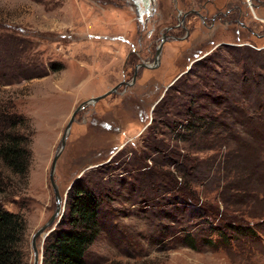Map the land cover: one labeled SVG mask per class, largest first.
<instances>
[{"label": "rangeland", "instance_id": "rangeland-1", "mask_svg": "<svg viewBox=\"0 0 264 264\" xmlns=\"http://www.w3.org/2000/svg\"><path fill=\"white\" fill-rule=\"evenodd\" d=\"M139 1L0 0V113L24 119L17 128L29 151L25 174L0 158V199L18 196L0 205L24 219L21 264H33V235L55 211L50 170L75 110L153 66L166 35L159 65L140 68L134 87L151 92L150 106L123 107L122 89L85 106L58 160L66 201L78 177L102 201L86 262L264 264V0L207 5L210 18L227 4L249 11L237 33L183 19L209 0ZM139 41L143 51L131 55ZM168 170L191 174L198 196L242 233L227 238L215 228L221 217L175 207Z\"/></svg>", "mask_w": 264, "mask_h": 264}, {"label": "trees", "instance_id": "trees-1", "mask_svg": "<svg viewBox=\"0 0 264 264\" xmlns=\"http://www.w3.org/2000/svg\"><path fill=\"white\" fill-rule=\"evenodd\" d=\"M252 58L248 55V59ZM208 61L201 64L204 73L209 68ZM256 78L257 75L254 73L252 79L256 81ZM1 111L2 109H0ZM23 121L24 119L16 114L3 116L0 113V158L8 170L18 174H25V169L29 164L27 160L29 151L27 146L22 144L24 138L18 134L19 128H17L18 124ZM189 123L186 128L188 131H192L196 127V123ZM172 173L168 170L164 172V176L170 180L169 184H166V188L175 201L173 202L175 207H181L182 211H192V208H195L203 213L206 212L215 219L221 217L222 222L225 221L226 225L215 226V228L224 231L227 238L234 239L232 235L228 236L232 228H235L237 233H242V226L235 227L233 222L227 220L228 216L221 214L219 208L212 207L211 204H208L209 201L198 196L194 189L196 184L192 178H189L191 174L185 173L186 175H183L182 178L180 175L175 177ZM4 180L5 175L0 174V193L5 192L7 188V186L1 185ZM17 198L18 196L13 195L0 199V202H16ZM67 205V218L64 215L57 229L46 239L43 264H87L86 255L90 246L101 234L98 216L102 208V201L94 193L81 186L79 180L73 183L68 192ZM23 221L21 215L9 212L0 205V264H21L24 251L19 250L18 245L25 231Z\"/></svg>", "mask_w": 264, "mask_h": 264}, {"label": "flooded vegetation", "instance_id": "flooded-vegetation-1", "mask_svg": "<svg viewBox=\"0 0 264 264\" xmlns=\"http://www.w3.org/2000/svg\"><path fill=\"white\" fill-rule=\"evenodd\" d=\"M140 1L143 2V0H140ZM216 1L217 0H209L208 3H206V5H204V7L200 8V10L190 9L183 15V17L188 18L189 16H196V17L200 18L203 21L204 26H206L210 31L214 30V29L218 30L220 26L226 28L229 31L231 30V32H235L237 28L246 30L247 26H244L241 24L240 16H244V15L249 16L250 13H249V11H245V9L243 7H241L242 5L240 6L237 4L235 6H231L232 4H227L226 5V8H227L226 13L222 12V10H223V8H222L221 11L218 10L217 12H215L214 16L212 18H210L209 17L210 12L206 11L205 8L207 7L208 4H215ZM236 1L244 4V6H247L245 4V2H243L242 0H236ZM228 3H230V2H228ZM136 7H137V4H136ZM202 11L205 12V14H202ZM234 16H237V17H234ZM240 24L242 25L241 27H240ZM237 32L238 31H236L235 33H237ZM167 37H168V39L170 38V36L166 35L165 36L166 40H167ZM141 43H142L141 41L138 42V44H137V46L139 45L138 49L132 51L131 55L140 56L139 53L141 51H143L142 47H140ZM158 49H159V47H158ZM158 49H157V51H158ZM157 51H156V55H157ZM207 57H208V55H205L204 57H202L201 61H204ZM155 58H156V56H155ZM142 65L148 66L146 64H141V67L138 68L139 70H140V68H146V67H142ZM191 69L192 68H190L189 70L191 71ZM139 70L136 71V68L134 69V74H133L130 81L121 82V86L119 89H122V93H123V95H125V98H124L123 103H122L123 104L122 106L125 108L131 109L132 107H135V106H144V107L150 106L151 101L147 100L146 97L150 96V98H151V92L141 91V94L142 93L143 94L139 95V94H136L134 91L135 90L134 87L137 85V82H138ZM128 93H129V95H128ZM129 104H132L133 106L129 105Z\"/></svg>", "mask_w": 264, "mask_h": 264}, {"label": "water", "instance_id": "water-1", "mask_svg": "<svg viewBox=\"0 0 264 264\" xmlns=\"http://www.w3.org/2000/svg\"><path fill=\"white\" fill-rule=\"evenodd\" d=\"M143 2L145 3L144 6H146V9H148L151 0H143ZM138 9L140 10V8H138ZM183 19H185V18L183 17ZM165 42H166V38L164 36V38L162 40V43L159 46V49L157 51V55H156V58H155L154 65L153 66H145V67L154 69V68H156V65L157 66L159 65L162 46L164 45ZM139 67H141V66H139ZM186 73H188V72H186ZM120 86H121V84L119 86H117L116 88L110 90L108 93L104 94L103 96L92 98L89 101L84 102L81 106H79L75 110V112L73 114V117H72L68 127L65 130V134L63 135V138H62V141H61V145L58 148V151H57V153H56V155L54 157V160H53L52 166H51V170H50V182H51V185H52V188H53V191H54V195H55L56 208H55V211H54L53 215L49 218V220L41 228H39L35 232V234L33 235V238L31 240V250L33 252V264H43L42 263L43 257H41V254H40V250H39V246H38V240L40 238H42L43 241H45L46 238L52 232H54L56 230V228L59 225L61 219L63 218L65 210H66V204H67L66 198L67 197L63 198V196L60 193V188H59V186H58V184L56 183V180H55V172H56L58 160L60 158L61 152L64 150V148L66 146L67 139H68V137L70 135L72 126H73V124H74V122L76 120V116L82 109L85 108V106L95 104V103L105 99L106 97L117 93V90L120 88ZM79 179H80V177L77 178V180H79ZM77 180H75V181H77Z\"/></svg>", "mask_w": 264, "mask_h": 264}, {"label": "bare ground", "instance_id": "bare-ground-1", "mask_svg": "<svg viewBox=\"0 0 264 264\" xmlns=\"http://www.w3.org/2000/svg\"><path fill=\"white\" fill-rule=\"evenodd\" d=\"M135 1H139V0H135ZM139 2H140V1H139ZM139 2H138V3H139ZM144 4H145V3H144Z\"/></svg>", "mask_w": 264, "mask_h": 264}]
</instances>
